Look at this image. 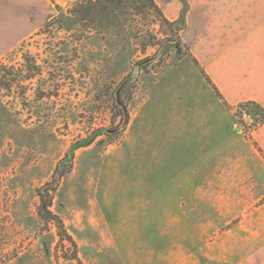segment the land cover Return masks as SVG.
Masks as SVG:
<instances>
[{
  "label": "rangeland",
  "instance_id": "rangeland-1",
  "mask_svg": "<svg viewBox=\"0 0 264 264\" xmlns=\"http://www.w3.org/2000/svg\"><path fill=\"white\" fill-rule=\"evenodd\" d=\"M78 1L0 0V264H264V120L140 0Z\"/></svg>",
  "mask_w": 264,
  "mask_h": 264
},
{
  "label": "crops",
  "instance_id": "crops-1",
  "mask_svg": "<svg viewBox=\"0 0 264 264\" xmlns=\"http://www.w3.org/2000/svg\"><path fill=\"white\" fill-rule=\"evenodd\" d=\"M55 1L68 4L77 0ZM155 1L168 20L180 18L182 0ZM186 3V27L181 37L191 56L187 62L207 73L229 106L251 101L264 108V0ZM257 139L264 149V125Z\"/></svg>",
  "mask_w": 264,
  "mask_h": 264
},
{
  "label": "trees",
  "instance_id": "trees-1",
  "mask_svg": "<svg viewBox=\"0 0 264 264\" xmlns=\"http://www.w3.org/2000/svg\"><path fill=\"white\" fill-rule=\"evenodd\" d=\"M81 0L77 2L76 5L81 4ZM144 8H148L152 10L156 15L159 17L161 27H168L171 31L174 32V35L177 36L178 40L182 42V37L181 33L186 27V17L188 13V5L186 3V0H182L184 7L181 13V16L178 20L176 21H170L166 18L160 7L157 5L155 0H140ZM90 8V7H89ZM168 36V35H165ZM146 48L142 52H145ZM195 63L198 65L197 61ZM202 76L205 78L206 82L212 87L214 90V93L216 96L223 102V104L230 109V106L224 99L223 95L217 88V86L213 83V81L210 79V77L207 75V73L204 70H201ZM243 106V105H241ZM245 106L249 110V115L252 118L253 114L256 116L258 119L264 120V108L259 105L256 102H248L245 104ZM248 124V123H247ZM49 194V191H45V189H40L38 191V196L40 198V205H39V210H38V215L41 218V220L44 222V225L49 226L52 223H55L58 226V233L60 235L61 241H67L70 246L73 248L74 252L77 249V245L73 238L65 231L64 223L63 221L57 216L54 215L53 212L51 211L52 207V197ZM72 260H76L80 263L76 253L72 257ZM81 264V263H80Z\"/></svg>",
  "mask_w": 264,
  "mask_h": 264
},
{
  "label": "water",
  "instance_id": "water-1",
  "mask_svg": "<svg viewBox=\"0 0 264 264\" xmlns=\"http://www.w3.org/2000/svg\"><path fill=\"white\" fill-rule=\"evenodd\" d=\"M138 71H139V67L136 68L134 76L136 75V73H137Z\"/></svg>",
  "mask_w": 264,
  "mask_h": 264
}]
</instances>
